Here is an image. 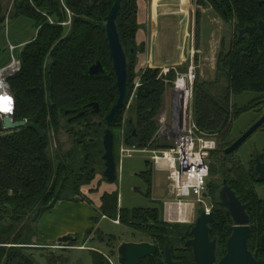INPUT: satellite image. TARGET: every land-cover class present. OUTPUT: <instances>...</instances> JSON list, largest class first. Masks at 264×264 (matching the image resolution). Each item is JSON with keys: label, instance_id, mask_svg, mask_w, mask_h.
Returning a JSON list of instances; mask_svg holds the SVG:
<instances>
[{"label": "trees", "instance_id": "obj_1", "mask_svg": "<svg viewBox=\"0 0 264 264\" xmlns=\"http://www.w3.org/2000/svg\"><path fill=\"white\" fill-rule=\"evenodd\" d=\"M246 1L197 0L196 5L211 6L228 20L231 15L225 16L224 11L232 13L234 10L238 14L236 19L244 22L239 14L250 7L244 5ZM113 3L114 0L12 1L10 16L29 18L38 31L19 55L20 69L7 80L15 103L14 119L25 121L26 126L2 135L0 120V223L6 225L8 221L0 232V237H4L3 242H0V264H32L23 251L31 249L33 245L34 223L40 214L60 201H77L82 197L81 188L95 178L96 167L103 166L102 135L106 129L120 126L121 114L126 105L111 124L105 123L104 117L118 98L104 23ZM262 8L257 3L252 6L257 13H261L264 10ZM137 10V0H122L116 18L117 32L128 64V98L137 54L142 50L135 41L139 28ZM1 11L0 6V30L5 20ZM67 21L70 26L66 31V25L62 23ZM96 62L102 64L103 71L90 76L89 68ZM159 73L160 69L154 68H147L141 73L140 86L127 121L128 128L135 130H131L127 138L131 142L124 140L129 147H143L156 134L155 120L162 107L165 90ZM217 73L218 78H223V87L199 82H195L193 87L194 122L208 134L231 130L232 120L241 113L236 109L232 112V96L245 92L264 94V32H251L242 41H238L236 36L228 52L219 54ZM166 77L170 83L173 82L175 72L170 71ZM93 103L99 105L98 115L92 113L90 105ZM82 112L85 113L82 118L69 121ZM94 118H99L100 123H93ZM30 123L42 129L46 136L41 139L27 126ZM74 125L80 128L70 129ZM60 129L66 130L73 140V146L65 153L51 156L49 133L58 134ZM225 140L227 135L222 137L223 143L227 144ZM228 159L223 158V161ZM241 176L227 179V183L241 201L249 202L248 214L251 217L258 205L253 189L254 179L252 176ZM100 202L99 210L103 216L119 217L123 222L136 218L137 212L153 211L118 209L116 192L103 194ZM156 211L158 213V209ZM223 220L222 213L216 214L210 226L222 245L232 230L231 221ZM258 221L261 234L264 227L261 220ZM19 224L23 226L20 228ZM90 233L91 230L86 231L87 235ZM253 242L254 237L251 235L248 248L256 260L264 264V253L259 249L261 253L255 254L250 248ZM5 251L10 253L3 261Z\"/></svg>", "mask_w": 264, "mask_h": 264}, {"label": "rangeland", "instance_id": "obj_2", "mask_svg": "<svg viewBox=\"0 0 264 264\" xmlns=\"http://www.w3.org/2000/svg\"><path fill=\"white\" fill-rule=\"evenodd\" d=\"M12 1L13 0H0L1 15L6 20H4L3 27L0 30V69L7 67L13 60L15 62H19L20 60L18 58L21 48H10V45H17V43L23 41L29 43L38 31L35 30L33 21L29 18L10 16L12 12ZM156 1L157 0H142L140 3L139 21L140 23H145L147 27L146 38L148 46L151 40V27L154 23V7ZM196 1L197 0H184L187 17L182 23L179 21V17L173 15L168 16L170 22L176 23L177 26V21H179L180 25L177 27L181 26L185 29L184 45L182 49L183 61L174 65V67L177 72H184V69L187 68L193 60L196 73L195 82L209 83L214 87L221 88L225 83L222 80L223 78H218L217 59L220 53L225 54L228 52L237 34L234 31H228L226 27L217 20L211 6H197ZM177 18L178 20H176ZM49 22L51 23L52 20H49ZM66 23L65 30L67 31L70 22L67 21ZM51 24H53V22ZM175 30V27L170 26L168 27V31H162L159 34L157 38L158 44L166 45L165 47L160 45L159 49L166 50L169 54L174 53L175 45L178 42ZM192 52L194 53L193 57ZM148 54L149 49L147 48V53L144 56L145 58L143 57V61H146L145 65H148ZM136 70V76L134 75L130 81V86L128 88L129 98L121 114L120 126L111 129L114 135L117 180L113 184L107 183L103 178L104 166L99 165L96 167V176L92 182L81 188L82 197L78 198L77 201H60L64 203L59 208L60 210L53 213L54 218H49V222H43L41 226L39 225L41 217L51 211L57 203L50 210L40 214V217L36 223H34L35 235L32 240L33 245L31 249L29 248L23 251L24 255L30 258L32 264H94V258L97 256L95 254L96 251L108 254L110 252V247H115L118 242L136 240L139 234L136 232L135 235L132 228L140 231H147V227L149 226L147 225V218L150 219V221H155L156 217H163V204L172 200L168 192L167 173L158 170L152 171L154 167L148 159V153H134L132 157H126L122 160L119 159L120 143L124 142V140L130 136L132 130L128 128L127 121L130 115V107L135 103L137 96L136 83L140 84L141 74L137 73V68ZM161 78H163L165 90L162 107L155 120L157 131L154 137L145 146L137 147L138 149H147L148 151L163 150L168 144V139L179 131V128L176 127L168 136H164V138L160 136V126L158 124L160 116L165 113L167 121L169 122L172 114L170 87L172 82L170 83L167 77ZM230 103L234 107L231 106L232 112L236 110L241 111V113L232 120L231 130L225 132L226 134L224 132L221 134L213 132L208 134L205 132L215 141L216 150H223L229 147L257 122L261 114L264 113V94L259 95L254 92H245L240 95L232 96ZM192 119L194 121L193 112ZM92 121L95 124H99L101 120L99 118H94ZM79 128L80 126L74 125L70 129L77 130ZM132 132H135V130H132ZM4 133L7 134L4 131H2L1 134L4 135ZM224 135H227V140H225L227 144H224L222 141ZM72 141L73 140L69 137L65 129H60L58 134L50 132L49 152L51 156L58 153H65L67 150L71 149L73 146ZM127 142H131V139H127ZM224 145H226V147H224ZM216 153L217 152L212 153L209 157L210 174L207 180L206 193L204 195L207 199L206 202L208 207L211 206L213 211V204L217 201V195L222 187L223 180L236 179L241 175L245 178L246 176H252L254 179V181L252 179L254 182L253 185H255L253 189L255 190L258 205L251 213L252 216L250 217V226L254 237V242L251 243L250 248L255 254L261 253L259 251V238L262 233H259L258 219L260 220L261 208L264 207V184H255L253 160L261 153L260 157L264 159V127L258 129L235 154L229 156L228 161H225V163L222 157ZM239 165H241V167ZM151 172L152 178L150 179L149 174ZM104 187L118 194V209L126 211L153 209V211L146 213L137 212L135 213L136 219L131 218L124 222L125 224H115L113 222L114 216L103 218L102 212L99 208H96L99 197L105 193ZM186 201L194 203V199H188ZM156 209H158V213ZM199 214L200 209L196 206L194 213L188 214L187 217H197ZM50 221L51 227L53 223L59 224V227L67 230L68 233L66 234L74 235L76 241L66 244L58 243L60 237L52 241V235L50 232L48 233ZM129 221H131V224H129ZM138 222L139 224H137ZM2 224L3 222L0 223L1 233L5 228L4 226L8 224V221H6V225ZM126 224L130 225L132 228ZM19 226L21 228L23 225L19 224ZM87 230L92 231L87 235ZM138 239L141 240L142 238ZM3 240L4 237H0V242H3ZM109 241H111V243ZM56 246L73 248L66 250L54 249ZM80 246H84L85 248L77 249ZM9 253V251H5L6 256H3V261L6 260ZM222 253L223 251L221 249V254ZM113 261L117 264L116 259Z\"/></svg>", "mask_w": 264, "mask_h": 264}, {"label": "water", "instance_id": "obj_3", "mask_svg": "<svg viewBox=\"0 0 264 264\" xmlns=\"http://www.w3.org/2000/svg\"><path fill=\"white\" fill-rule=\"evenodd\" d=\"M122 0H114V3L104 18L105 31L108 42L109 56L112 60L113 70L116 77V89L118 92V98L116 103L111 107L109 113L104 117V121L107 125L111 124L118 112L128 101L127 94V60L125 51L121 45L119 34L116 28V18L121 10ZM184 10V9H183ZM264 32V22H258L253 26H246L242 30L238 31L237 39L242 41L245 35L253 31ZM13 60L7 67L1 68L0 72L13 65ZM16 69L9 77H12L20 69V63L17 61ZM103 71V66L100 62H96L89 68V75L96 76ZM6 88L10 91L8 82L6 81ZM12 96V94H11ZM13 103V96H12ZM14 104V103H13ZM13 104L11 110L0 114L2 130L6 133H11L26 126L25 121H16L14 119ZM92 113L98 115L100 113L99 105L93 103L90 105ZM85 115L84 112L79 113L73 118L80 119ZM30 129L34 130L41 139L46 136V133L37 127L35 124L27 125ZM264 126V115L255 122L242 136L234 141L227 149L224 150V155H230L234 153L239 147H241L258 129ZM103 155L101 157L104 162L103 178L109 184H113L116 181V161L114 155V135L110 129H106L102 137ZM255 171L258 174L256 179L257 183H264V163L259 159L255 160ZM218 205L228 211L232 222L233 228L231 235L226 240V253L217 262L215 255V240L209 239V225L214 219V213L206 215L201 212L195 222V226L191 231L192 239L187 242V246L192 249L193 258L195 264H260L255 259L252 252L248 248V242L252 235V229L250 228V219L246 213L248 204H242L240 200L235 196V193L227 186L224 181V186L219 193ZM260 220L262 227H264V207L260 212ZM76 241L74 235L66 234L59 238L58 243H74ZM259 249L264 253V231L259 238ZM155 251V247L147 243H126L122 242L117 250L118 264H138L139 259L147 257ZM167 264H179L173 263L170 258L169 250L166 253Z\"/></svg>", "mask_w": 264, "mask_h": 264}, {"label": "built area", "instance_id": "obj_4", "mask_svg": "<svg viewBox=\"0 0 264 264\" xmlns=\"http://www.w3.org/2000/svg\"><path fill=\"white\" fill-rule=\"evenodd\" d=\"M66 24L62 23L63 26ZM193 55L192 52V57ZM170 71L176 73V78L171 83L172 114L169 122L165 113L161 115L158 124L162 138L172 133L176 127L179 128L178 133L168 139V146L160 151L129 147L121 142L119 159L132 157L134 153H148L154 169L167 173L168 192L172 200L163 204V217L168 222H175L190 213L193 214L196 206L199 207L200 213L209 215L212 212V207H208L204 195L210 174L209 157L215 150L216 143L208 134L201 131L192 119L191 105L196 81L193 60L186 70L180 73L174 66L163 67L160 69L159 77H166ZM139 86L140 84L136 83V88ZM188 199H194V203L187 202ZM180 207L183 208V214ZM117 219L114 221L115 224H118ZM62 248L64 247H54Z\"/></svg>", "mask_w": 264, "mask_h": 264}, {"label": "flooded vegetation", "instance_id": "obj_5", "mask_svg": "<svg viewBox=\"0 0 264 264\" xmlns=\"http://www.w3.org/2000/svg\"><path fill=\"white\" fill-rule=\"evenodd\" d=\"M160 1L161 0H157L155 2L154 19H157L159 14H160L157 11L158 8L162 10V9L168 7V5H169V4H167V5L161 6V7L159 5V7H158V3ZM254 3H257L259 6L264 7V0H247L244 5L248 6V7L250 6L251 9L249 10L250 7L246 8V10L244 9L245 11H243L239 14L240 17L242 19H244L243 20L244 22H239V20L236 19L238 14L235 13L234 10L232 11V13L224 11L225 16L228 17L231 15L230 16L231 19L228 20V19H224L223 16H221L220 11H215L212 8L211 9L215 13L217 20H219V22L223 26H225L228 31H234L237 34L238 31L242 30L246 26H253L254 24H256L258 22H264V10H262L261 13H257L256 10L254 11L252 9V6L254 5ZM163 4L164 3L162 2V5ZM170 9H174L171 4H170ZM262 9H264V8H262ZM243 17H245V18H243ZM183 21H185L184 15H181L180 22H183ZM256 31H258V30H256ZM253 32H255V31H253ZM248 34H246L245 36H247ZM262 115H264V113L261 114V117H262ZM262 127H264V126H262ZM227 148H225V149H227ZM225 149L216 150V147H215V150L212 151L210 153V155L214 152H217L216 154L220 155L223 159V158H228L229 156H232L233 154H235L238 151V149H237L234 153H232L230 155H224ZM261 154H259V156L255 157L253 160V164H254L253 165V173L255 174V182H256V179L258 177V174L255 171V166H256L255 160L259 159L262 163H264V159H262V157H260ZM115 161H116V159H115ZM103 166H104V162H103ZM116 180H117V174H116ZM224 181L226 182L227 186L234 192L232 187L227 183L226 179L222 181V187H221L220 191L222 190V188L224 186ZM255 184H264V183H257L256 182ZM253 186H255V185H253ZM220 191L218 192V195H217V201H215L213 204V211L212 212L214 213V218H215L216 214L222 213L223 219H224L223 221H225V222L231 221V224H232L231 229H232L233 228V222H232V219H231L228 211L224 208H221L218 205V203H219L218 198H219ZM254 192H255V190H254ZM235 196L240 200V202L243 205L248 204V208L246 209V213H247V215L250 219V222H251L250 215L248 214L249 206H250L249 202L241 201V199L236 195V193H235ZM103 218H106V216H103ZM117 218H119V217H117ZM196 218H197L196 216L185 217V218L177 220L175 222H168L164 219V217H162V218L156 217L155 221H150V219L147 218V223H148L147 225H149L147 227L148 228L147 231L136 230V229H133L130 225L126 224L127 226L132 228L135 235H136V232L139 234L138 238H142V239L140 240V239L136 238V240H129V241H125V242L126 243H135V244L147 243V244H150V245L155 247V251L153 253H151L150 255H148L147 257L139 259L138 264H167L168 263L167 258H166L167 249L169 250L170 258H171V261L173 263L195 264L192 249L187 246V242L192 239L191 231H192L193 227L195 226ZM116 219H114L113 222L116 221ZM117 220H118V225L119 224H125L123 221H121L120 218ZM129 224H131V221H129ZM137 224H139V222ZM249 225H250V223H249ZM210 226H211V224L209 225V229H210L209 239H210V241L215 240V255H216V261L218 262L226 253V240L231 234L225 239L224 246H221L222 245L221 242L219 241L218 237L212 232ZM250 228H251V226H250ZM231 233H232V230H231ZM109 242L111 243V241H109ZM121 243L122 242H118L115 247L111 246L110 252L108 254L100 253L98 251H96V253L94 252L97 255L94 258V261H95L94 264H115V262L113 261L114 259H116V262L118 264L117 250H118V247ZM71 248H73V247H64L62 249L66 250V249H71ZM84 248L78 247L77 249H84ZM221 249L223 251L222 254H221ZM219 254H221V255H219Z\"/></svg>", "mask_w": 264, "mask_h": 264}, {"label": "crops", "instance_id": "obj_6", "mask_svg": "<svg viewBox=\"0 0 264 264\" xmlns=\"http://www.w3.org/2000/svg\"><path fill=\"white\" fill-rule=\"evenodd\" d=\"M141 1L142 0H137V9H138L137 10V23L139 25V28H138L136 35H135V41H136L137 46L142 47V50L139 51V53L137 54V63L135 66V71H137L136 70V68H137L138 69L137 73L141 74L147 68L161 69L163 67H171V66L178 64L179 62H182L183 61L182 49H183V45H184L185 29L182 28L181 26L177 27L178 25H180V22H179L180 19H179V21H177V24H178L177 26H176V23H172L168 19V16H172V15H162V16H159L157 19H154L153 26L151 27V40H150V44L148 46L147 38H146L147 27H146L145 23H140V21H139ZM162 1L163 0H161L160 2H162ZM169 1H171L172 7L176 9V7L174 5V2L176 0H169ZM167 2H168V0H164L163 1L164 4L163 5L161 4V5L164 6L167 4ZM161 5H160V7H161ZM183 9L186 11L185 7H182V10ZM173 16H175V15H173ZM176 20H178V18ZM170 26H173L176 28V30H175L176 31V38L178 41L175 45V51L172 54H169L166 50L159 49V46L162 44H158V42H157V38H158L159 34L162 31H164V32L168 31V27H170ZM34 37H33V39H34ZM25 43H27V41L19 42V43H17V45L11 44L10 48L20 47L21 51H22L23 47L26 45ZM165 46H166L165 44L162 45V47H165ZM147 48L149 49V54H148L149 60L147 61L148 65H145L146 61L145 60L143 61V57L147 53ZM21 51H20V53H21ZM152 171L154 172L155 169H152ZM149 178L150 179L152 178V172L150 173ZM103 189H104L105 193H108V194L114 193V191H110V190H108V188L104 187ZM100 197H99L96 208H99L101 205ZM63 203L64 202H58L51 211H49L48 213L43 215L40 219L39 225L41 226V224L43 222H49V218H54L53 213L57 210H60L59 208L62 206ZM94 205H95V202H94ZM68 206H70V205H68ZM118 207H119V205H118ZM42 232H43V229H42ZM49 232L52 235L51 236L52 241H55V239H58L59 237L66 235V233H68L66 229L59 227V224L57 225L56 223L55 224L53 223V225L51 227V221H50V229H49L48 233ZM81 247H83V246H80L79 248H81Z\"/></svg>", "mask_w": 264, "mask_h": 264}, {"label": "bare ground", "instance_id": "obj_7", "mask_svg": "<svg viewBox=\"0 0 264 264\" xmlns=\"http://www.w3.org/2000/svg\"><path fill=\"white\" fill-rule=\"evenodd\" d=\"M162 2L158 3V7H159V5L162 4ZM167 4H169L168 7L164 8L162 10L159 9V8L157 9V11L160 13L159 16H162V15H175V16L179 17V19L181 18V15H184V18L187 17L186 16L187 12L185 10H182V7L186 6V4L182 0H176L174 2V5H175L176 9L175 8L174 9H170V4L172 5L171 1L168 0ZM15 69H16V63L14 62L13 65H11L9 68H7V69L3 70L2 72H0V97L7 98V101H10V103L5 102V106L10 108V110H11V107H12L13 103H12L11 93L6 88V81L9 78V76L12 75V73L14 72ZM6 112H8V111L0 110V114H2V113L6 114ZM180 212L183 214V208L182 207H180Z\"/></svg>", "mask_w": 264, "mask_h": 264}, {"label": "snow or ice", "instance_id": "obj_8", "mask_svg": "<svg viewBox=\"0 0 264 264\" xmlns=\"http://www.w3.org/2000/svg\"><path fill=\"white\" fill-rule=\"evenodd\" d=\"M5 102L10 103L7 98L0 97V110L10 111V108L5 106Z\"/></svg>", "mask_w": 264, "mask_h": 264}]
</instances>
